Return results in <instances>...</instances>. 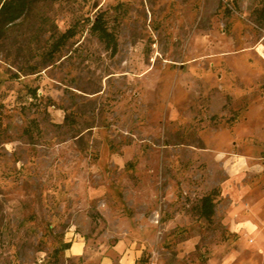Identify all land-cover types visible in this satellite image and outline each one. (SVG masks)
<instances>
[{"label":"rangeland","instance_id":"obj_1","mask_svg":"<svg viewBox=\"0 0 264 264\" xmlns=\"http://www.w3.org/2000/svg\"><path fill=\"white\" fill-rule=\"evenodd\" d=\"M76 236L122 264H264V0H29L4 30L0 264H81Z\"/></svg>","mask_w":264,"mask_h":264},{"label":"trees","instance_id":"obj_2","mask_svg":"<svg viewBox=\"0 0 264 264\" xmlns=\"http://www.w3.org/2000/svg\"><path fill=\"white\" fill-rule=\"evenodd\" d=\"M29 5V0H6L0 7V37L8 26L19 20ZM91 31L112 50V53L117 51V39L115 35L108 31L103 15H99L92 24ZM76 35L75 27L68 29L62 34L52 45L51 53L55 54L60 51L65 44ZM214 199L211 195L206 196L201 201L200 215L211 223L215 215ZM69 245H67V248Z\"/></svg>","mask_w":264,"mask_h":264},{"label":"crops","instance_id":"obj_3","mask_svg":"<svg viewBox=\"0 0 264 264\" xmlns=\"http://www.w3.org/2000/svg\"><path fill=\"white\" fill-rule=\"evenodd\" d=\"M87 249L86 241L81 236H76L70 241L69 247L65 251V258L80 261L82 262L81 264H122L121 262L124 261L122 258H116L118 257L117 251L119 250L117 247L105 254L96 253L94 257L88 255Z\"/></svg>","mask_w":264,"mask_h":264}]
</instances>
